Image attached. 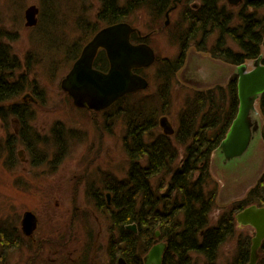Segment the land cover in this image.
<instances>
[{"label":"trees","instance_id":"1","mask_svg":"<svg viewBox=\"0 0 264 264\" xmlns=\"http://www.w3.org/2000/svg\"><path fill=\"white\" fill-rule=\"evenodd\" d=\"M118 1L99 0L98 23L83 26L86 28L83 45L92 39L100 26L127 19L140 11L146 2L157 7L167 2L131 0L129 4L121 5ZM193 1L196 0H186L180 26L168 30L169 40L178 46V53L174 57L158 55L153 75H148L152 77L155 92L148 96L131 94L117 101L126 106L123 113L132 139L127 143L129 170L126 177L106 178L109 184L111 182V207L105 204L104 190L88 191L99 209L109 210L107 215L111 230L115 231L109 248L121 252L133 264L141 263L140 259L152 247L157 231L161 232V239L168 244L164 264H199L198 256L204 257L203 264H218L221 245L237 231V212L253 204L264 206L263 173L248 195L225 208L217 223L211 225L210 215L218 196V186L210 170L211 157L219 149L238 113L240 100L236 74L226 84L188 90L178 114L174 136L157 130L158 117L170 110L176 74L185 65L192 47L208 53L213 59L236 66L261 54L264 0H245L237 9L228 6L226 0H198L200 6L192 8L189 4ZM46 33L43 32V35ZM139 39L137 34L133 35V40ZM57 42L59 39L49 43L55 46ZM81 48L82 45H77L71 47L70 51ZM29 56L30 53L25 64L27 72L31 70V64L35 65L34 61H29ZM72 56L69 55L71 61ZM94 65L102 71L109 68L104 51L98 55ZM136 72L147 77V71L138 69ZM27 79L29 76L22 73L18 94L28 89L25 88ZM13 85L11 81L1 79L0 100L12 93ZM259 103L264 116V93ZM145 132L147 141L143 139ZM262 136L264 140V126ZM181 147L184 154L181 162H178ZM53 152L52 164L60 162L63 150L59 146ZM163 188L167 190L162 192ZM129 224H136L137 232L127 229ZM239 240L232 264L245 263L249 258L252 241L242 237ZM87 248L90 247L85 243V254L90 253ZM112 254L115 255V252Z\"/></svg>","mask_w":264,"mask_h":264},{"label":"rangeland","instance_id":"2","mask_svg":"<svg viewBox=\"0 0 264 264\" xmlns=\"http://www.w3.org/2000/svg\"><path fill=\"white\" fill-rule=\"evenodd\" d=\"M97 1L0 0V34L8 36L3 41L11 44L13 51L19 56L22 63L20 72L26 71L25 61L27 62L26 57L30 53L29 61H34L35 64H31L30 78L36 81L39 89L45 90V97L34 107L37 113L33 122L35 128L43 135H48L51 141L55 137L52 129L56 123H62L67 128H80L84 136V139L69 143L70 149L60 162L52 164L54 167L48 163H39L41 159L33 162L28 150H24L25 153L22 152L19 158L15 156L16 162L9 166L10 163L6 162V151L1 152L4 154L3 157L0 155V222H5L3 227L16 224L27 211H31L39 219L38 231L35 233L36 246L38 244L48 246L47 241L62 238V234L72 228L73 232L83 234L87 242L92 241L94 247L91 248V252L95 249L100 263L107 264L109 263L107 248L112 234L111 222L107 212L98 209L88 191L93 192L97 187L104 190L102 182L106 180L107 172L120 179L126 177L129 158L124 146L125 120L121 116H104L102 113H92L86 109L78 110L72 97L61 85L74 64L67 52L74 43L84 44L86 28L83 26L98 23ZM125 1L120 0V3L123 4ZM32 5L39 8L38 23L29 27L26 25V10ZM179 11L180 7L171 14V26L178 22ZM146 14L148 15L147 10H141L124 21L139 29L142 36H148L157 56L174 57L178 53V46L170 42L168 31H151L147 27L148 24L146 25ZM165 19L159 17L161 23ZM43 32L47 33L43 35ZM54 39H59L55 46L49 43ZM260 56L264 63L263 44ZM257 58L244 63L251 69ZM186 61V65L176 74L170 110L163 114L174 129L177 128L178 114L188 90L226 84L237 73L238 65L213 59L208 53L199 52L193 47L188 51ZM154 67L155 64L147 70V77L153 75ZM151 78L148 77L150 86L141 92L142 96L155 92ZM25 93L31 94V97L36 96L30 89ZM23 95L21 99L25 96ZM259 100L256 117L263 127L264 116L260 110ZM58 126L62 127L61 124ZM67 128L64 135L69 133ZM157 130L162 133L164 128ZM56 133L60 137L61 133ZM6 136L7 129L0 124V140L4 142L0 144V150L2 145L6 146V140L4 141ZM61 138H64L63 135ZM59 142L63 143L60 140ZM23 148L24 146L19 144L16 152L23 151ZM53 150L52 148V153ZM183 154L184 149L181 147L178 162H181ZM52 156L53 154L50 158ZM210 170L218 186L215 208L210 215L211 225H214L220 213L233 203L244 199L264 173V140L261 133L256 134L249 150L242 158L225 162L220 150L215 151L211 157ZM104 193L106 195L107 191L104 190ZM72 216L73 218L82 216L83 225L78 217L77 221L73 219L72 222ZM236 230L235 235L221 245L218 264L234 263L239 238L252 241L256 234L251 225L239 224L237 217ZM262 245L258 250L256 264H264ZM29 254V250L23 249L10 254L8 259L11 264H23L27 262ZM197 258L199 264H203L204 257Z\"/></svg>","mask_w":264,"mask_h":264},{"label":"flooded vegetation","instance_id":"3","mask_svg":"<svg viewBox=\"0 0 264 264\" xmlns=\"http://www.w3.org/2000/svg\"><path fill=\"white\" fill-rule=\"evenodd\" d=\"M130 1L131 0H126L123 4L120 3V0L118 2L121 5H126V4H129ZM166 1L167 2L164 3V5H163V6H165V8H162L163 6L157 7V5L150 6L148 2H146L145 5L141 8V10H147L148 11V15L146 14L147 15L146 25L148 24L147 27L150 28L151 31H158V30L159 31H161V30L168 31L170 28L180 26L179 22H180V18H181V12L186 7V4H187L186 0H166ZM98 2H99V0L97 1V3ZM244 2H245V0H242L238 5H231L228 2V0H226V3L228 4V6L235 8V9L239 8L240 5H242ZM98 4H99V8H100V3H98ZM189 6L192 8H198L200 6V2L198 0L193 1L192 3L189 4ZM179 7H180V11H179L180 13H178V15H179L178 22H176L175 25L171 26V22H172L171 14L174 11H176ZM98 10H97V13H98ZM129 12L130 11H128V13ZM134 14L135 13L131 14L130 16H132ZM159 17H161L162 19L163 18H166V19L163 23H161L162 20H159ZM119 22H126V21L122 20V21H118V22H115L112 24H116ZM109 25H111V24H109ZM109 25H105L102 28L109 26ZM131 26L134 27L133 25H131ZM102 28H100V29H102ZM134 28L136 30L133 32V35L137 34L140 37V39H139V41L133 40V35H132V37H131L132 42L134 44L147 43L150 45V43L147 41L148 36H142L140 34V30L137 29L136 27H134ZM6 37H8V36H5V34H3V33H2V35L0 34V81H1V79L11 81L14 84L13 85L14 89H13L11 94H8L9 97L7 96L6 98H3L0 100V124L2 125V127H4V129L5 128L7 129V136L4 139V141L6 140L5 141L6 146H4V145L1 146L0 155L3 157L4 153H1V152L6 151V156H7L6 162H9L10 163L9 166H12V164L14 165V163L16 162L15 156L17 158H19L21 156L22 152L25 153L24 150H28V152L30 153V155L33 158V162L38 160V159H41V162H39V163H44V164L48 163L49 165L52 166L53 156H52V158H50L51 155L54 154V153H52V148L55 150L56 147L60 146V148L63 150V155H64L70 149L69 143L71 141L76 140V142H77L79 139H84V136H83L80 128H74V127L67 128V126H64L62 123H56L52 129V133H55V138L51 141L50 138H48V135H45V134L43 135L39 131V129L35 128L33 122L36 119L37 113H36V110L34 109V107L36 105H39L40 101L43 100L42 98L45 97V90L44 89L41 90V88H40V91H39V87H38V84L36 83V81H33V79L30 78L31 70L27 72V68H24L26 70V71H24V75L29 76V80L28 79L25 80V88L27 87L28 90L30 89L36 96L31 97V94L25 95L26 94L25 92L27 90L24 91L25 94L23 93L25 96L23 94H21V95L18 94L17 88L19 86V81H20V78H21L22 73H23V72H20V66L22 65V63L19 59V56L13 51L14 49L12 48V45L3 41V39H5ZM77 45H78L77 43H74L71 47H75ZM85 45H82V48L80 50H77L74 52H71L69 50L67 52L68 57H69V55H73L72 57H73V63L74 64L80 58ZM103 51L105 52L106 57L108 59L107 53L104 49L99 50L97 57ZM186 62H185V65H186ZM25 64H26V61H25ZM202 65H204V64H202ZM151 67L152 66L147 67V68H141L139 70L147 71ZM31 69H32V66H31ZM108 70H109V68L104 72H107ZM141 75H143V74H141ZM143 76L148 80V78L145 75H143ZM194 89H200V88L195 87ZM201 89H206V88H201ZM142 91L143 90H140L136 93H141ZM136 93H132V94H136ZM10 95H12V96H10ZM22 95L24 96L23 99H21ZM128 95H131V94H128ZM124 97H122V98H124ZM40 99H42V100H40ZM72 100H73V98H72ZM73 103H74V101H73ZM75 107H77L78 110H85L86 109L87 111H90L92 113L93 112L99 113V114L102 113V114H104V116H112V117H114V116L120 117L121 116L125 120L124 121V126H125L124 146H125V149L127 151L128 158H129V153L127 150V143H130L132 138H131V135L128 134L129 124H128V121H126L125 115L123 113V110L126 109V106L115 102L111 106H109L105 109H101V110H94V109L89 108L88 106L78 107L75 105ZM162 116L163 115H161L160 118L158 119L157 128L163 129V127L161 125V121H160ZM59 124H61L62 127L58 126ZM66 128L69 131L68 135H64ZM58 130H60V132ZM56 132L61 133V135H63L64 138H61V135H60V137H58ZM175 132H176V128L174 129L173 134H167L164 132V130H162V133H164L165 135L170 136V137L174 136ZM143 139L145 141L148 140V136L146 135V132H145ZM59 140L62 141L63 143L59 142ZM64 142H65L66 146L64 145ZM55 143H58L56 147H54ZM0 144H4V142L0 140ZM19 144H22L24 146V148H23V151H19L17 153L16 148L18 147ZM41 145H43V146H41ZM62 158H63V156L60 159H62ZM22 160H25V159L22 158ZM34 164H36V163H34ZM106 174H108V175H106L108 180H110L112 177L116 178V176L112 175L111 172H107ZM117 178H119V177H117ZM102 188L107 191V193L105 195L106 196L105 204L108 207H111V205H112V193L109 190V189H111V182L109 184V181L105 180L104 182H102ZM94 190L102 191V189H98V187ZM166 190H167V188H163L162 192H165ZM253 205H255V204H253ZM98 209H99V207H98ZM99 210H101L103 212L109 211L107 208H104V209L100 208ZM238 213L239 212H237V214ZM77 217L78 216H75L73 218V216H72V222H73V219L75 221H77ZM37 219H38V217H37ZM78 219H79V221L81 220V224L83 225V217L80 216V217H78ZM22 222H23V217H22L20 222L17 221L16 224L8 225L9 228H8V226L3 227L5 222H0V264H11V261L8 259V256L10 254L17 253V252H19V250H23V249L30 251L27 262H25L23 264H102V263H100L99 259L96 256L95 249H93V251L91 252V248L94 247L92 244V241L87 242L84 239L83 234L80 235V234H78V232H73L72 228L67 230L66 233L62 234V238L55 239V241L53 239L47 241L48 246H45L46 244H40V245L38 244V246H36V244H35V241H36L35 235L36 234L35 233L38 231L37 229L39 227V219L37 221V227H36L35 231L29 235L24 232ZM72 222H71V224H72ZM130 225H132V224L127 225L126 228L129 229L128 226H130ZM136 228H137V225H136ZM129 230H132V229H129ZM134 232H137V230ZM114 235H115V231L112 232L110 238H113ZM8 239H11V241H8ZM110 241H111V239H109V245H110ZM159 242H165L167 244V242L165 240L161 239V232H160L159 237L156 235V238L153 242L152 247L156 243H159ZM85 243L88 247H90V248H87L88 252L90 249L89 254H85V250H84ZM262 246L264 249V242H263ZM151 248L143 255V257L141 259L139 258L141 263H138V264H145V257L150 252ZM167 249H168V244H167V247H166L165 252L163 254L162 264H164V259H165ZM112 252H115V255H113ZM107 254H108L107 257L109 260V263H107V264H133V263L129 262L130 261L129 258L124 257V255L121 252H118L115 249H110L109 246L107 248ZM250 261H251V249L249 251V258L247 259V261L245 263H243V261H241V264H247V263L250 264Z\"/></svg>","mask_w":264,"mask_h":264},{"label":"water","instance_id":"4","mask_svg":"<svg viewBox=\"0 0 264 264\" xmlns=\"http://www.w3.org/2000/svg\"><path fill=\"white\" fill-rule=\"evenodd\" d=\"M242 0H228L238 5ZM39 8L36 5L26 10V25L36 26ZM136 29L127 22L111 24L100 29L83 48L80 58L75 62L68 75L62 81V89L73 98L78 107L88 106L94 110L105 109L120 98L148 89L150 82L140 73L157 59L155 50L147 43L134 44L131 34ZM264 46V40H263ZM100 49H104L110 61L107 72L95 67ZM238 96L240 105L233 123L219 146L224 161L230 162L242 158L249 150L256 134L260 133L261 123L257 114V102L264 93V63L262 56L254 61L249 69L246 63L237 66ZM164 132L173 134L174 128L167 117L161 119ZM238 223L251 225L256 234L252 239L251 261L256 264L258 250L264 241V206L251 205L237 214ZM37 216L31 211L23 215V229L31 234L37 227ZM136 231V225L128 226ZM156 235L159 237L160 232ZM167 244L156 243L145 257V264H162Z\"/></svg>","mask_w":264,"mask_h":264},{"label":"bare ground","instance_id":"5","mask_svg":"<svg viewBox=\"0 0 264 264\" xmlns=\"http://www.w3.org/2000/svg\"><path fill=\"white\" fill-rule=\"evenodd\" d=\"M133 32H134V31H133ZM132 35H133V33L131 34V37H132ZM156 61H157V59H156ZM156 61H155V62H156ZM108 62H109V66H110V61H109V59H108ZM155 62H154V64H155ZM154 64H153V65H154ZM153 65H151V66H153ZM262 129H263V127H261V129H260V133H261V135H262Z\"/></svg>","mask_w":264,"mask_h":264}]
</instances>
